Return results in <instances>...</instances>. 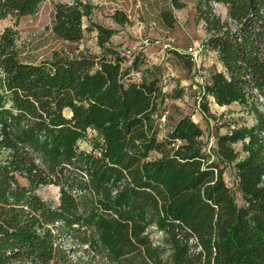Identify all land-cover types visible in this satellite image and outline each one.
Returning <instances> with one entry per match:
<instances>
[{
	"label": "trees",
	"instance_id": "trees-1",
	"mask_svg": "<svg viewBox=\"0 0 264 264\" xmlns=\"http://www.w3.org/2000/svg\"><path fill=\"white\" fill-rule=\"evenodd\" d=\"M44 1L0 0V20L33 16ZM194 9L221 66L203 98L246 107L264 89V0H194ZM89 14L57 3L51 30L79 43ZM96 29L98 54L39 63L19 60L12 27L0 32V264H264V113L252 108L254 123L218 135L209 155L189 116L161 137L159 81H132L116 32ZM88 131L90 149H80ZM40 186L58 188L57 203Z\"/></svg>",
	"mask_w": 264,
	"mask_h": 264
},
{
	"label": "rangeland",
	"instance_id": "rangeland-1",
	"mask_svg": "<svg viewBox=\"0 0 264 264\" xmlns=\"http://www.w3.org/2000/svg\"><path fill=\"white\" fill-rule=\"evenodd\" d=\"M57 3H81L90 7V14L83 18L84 37L79 43L70 44L52 32L50 26ZM177 6L181 7L178 9ZM214 7L224 20L225 8L221 5ZM117 12L127 18L125 24L115 23L113 17ZM165 13L174 20L171 27L163 20ZM96 26L116 32L111 45L125 56L122 68L131 69L132 81L140 82L142 78L152 77L159 81L165 95L163 109L167 112L166 124L159 136L171 131L181 116H189L201 128L203 149L209 155L218 135L254 123L252 108L264 113V89L260 94L254 91L246 107L234 104L221 110L212 97L207 95L203 98L200 77L204 81L209 79L213 72L220 70V66L216 54L204 46L206 32L203 23L196 19L194 0H45L33 16H25L18 21L11 18L0 20V32L7 27L16 31L18 58L27 63L49 61L56 56H73L79 51L98 54ZM192 46L202 47L197 65L187 54V49ZM134 61L136 67L133 69ZM201 104L208 108L206 121L201 113ZM94 136V132L88 131L79 148L89 150ZM240 148V144L235 146L237 151ZM223 178L236 203L241 206L233 166L225 168ZM35 193L47 202L57 203L59 198V189L54 186H40Z\"/></svg>",
	"mask_w": 264,
	"mask_h": 264
},
{
	"label": "built area",
	"instance_id": "built-area-1",
	"mask_svg": "<svg viewBox=\"0 0 264 264\" xmlns=\"http://www.w3.org/2000/svg\"><path fill=\"white\" fill-rule=\"evenodd\" d=\"M202 52V47L200 46H192V47H189L187 49V54L188 56L190 57V61L194 64V65H197L196 63H198V60L200 58V54ZM198 70V69H197ZM198 74H201V71L198 70ZM204 81V78L202 79L200 77V83L202 84L203 88L205 86V83H206V79ZM204 92V90H203ZM166 119H167V112L164 111L161 113L160 117H159V120H158V123H159V128H163L166 124Z\"/></svg>",
	"mask_w": 264,
	"mask_h": 264
},
{
	"label": "crops",
	"instance_id": "crops-1",
	"mask_svg": "<svg viewBox=\"0 0 264 264\" xmlns=\"http://www.w3.org/2000/svg\"><path fill=\"white\" fill-rule=\"evenodd\" d=\"M218 66H220V64L218 63ZM220 70H221V66H220ZM214 101V100H213ZM219 109H225V108H227V107H218Z\"/></svg>",
	"mask_w": 264,
	"mask_h": 264
}]
</instances>
